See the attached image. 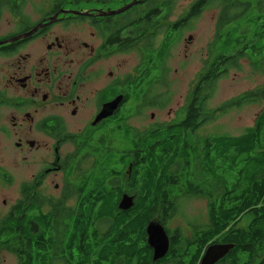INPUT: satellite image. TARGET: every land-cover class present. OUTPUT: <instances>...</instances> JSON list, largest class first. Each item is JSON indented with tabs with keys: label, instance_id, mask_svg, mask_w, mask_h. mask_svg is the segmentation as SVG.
<instances>
[{
	"label": "trees",
	"instance_id": "1",
	"mask_svg": "<svg viewBox=\"0 0 264 264\" xmlns=\"http://www.w3.org/2000/svg\"><path fill=\"white\" fill-rule=\"evenodd\" d=\"M66 2L55 1L53 12ZM214 3L220 7L210 44L215 59L199 73L183 118L142 131L119 127L115 144L86 146L83 160L87 157L92 165L79 172L69 189L76 191V206L66 212L54 208L52 213H35L30 208L5 216L0 250L19 257L18 264H52L57 256L65 264H198L208 246L231 244L219 264H264V105L254 124L237 136L200 133L226 110L264 103V89H259L216 109L208 106L216 82L240 59L264 72V12L244 13L241 0H195L185 15L167 24L172 1L163 0L134 22V34L148 31L152 38L165 21L154 57L165 61L180 32ZM228 9L235 14L226 21ZM123 194L133 197L126 211L118 209ZM190 197L209 201L206 221L193 225L188 234L169 229L179 201ZM245 215L250 220L239 227ZM154 219L169 238L167 254L155 263L145 233Z\"/></svg>",
	"mask_w": 264,
	"mask_h": 264
},
{
	"label": "flooded vegetation",
	"instance_id": "2",
	"mask_svg": "<svg viewBox=\"0 0 264 264\" xmlns=\"http://www.w3.org/2000/svg\"><path fill=\"white\" fill-rule=\"evenodd\" d=\"M109 2L103 0L102 5L107 7ZM262 2L241 0L244 13L258 15L264 12ZM133 8L120 13L109 8L106 13L51 10L38 13L36 19L13 13L18 23L12 32L0 35V153H8L24 175L17 182L19 200L2 218L30 208L35 213L66 208L85 147L115 144L118 128L136 129L130 122L145 111L151 110L152 122L144 130L174 123L154 122L166 105L164 92L157 89L164 83L165 61L155 59L158 64L150 73V61L161 44L152 51L148 31L134 34V22L148 13L133 18L128 13ZM225 12L226 21L235 14L230 9ZM73 26L79 27V36L72 34ZM134 48L142 51V59L130 72L119 74V65L112 67L110 61ZM211 49L209 65L215 59ZM53 177L60 180V186H53L58 195L46 196L48 179ZM12 184L13 175L0 167V190ZM13 256L19 263V257Z\"/></svg>",
	"mask_w": 264,
	"mask_h": 264
},
{
	"label": "rangeland",
	"instance_id": "3",
	"mask_svg": "<svg viewBox=\"0 0 264 264\" xmlns=\"http://www.w3.org/2000/svg\"><path fill=\"white\" fill-rule=\"evenodd\" d=\"M55 1H67L61 7L60 13H99L105 12L108 8L117 11L138 0H110L107 7L102 5L103 0H21L15 9L9 8L15 0H0V35L12 32L18 23L19 19L13 13H22V19H36L38 13L51 11ZM162 1L145 0L142 2L140 0L134 4V8L128 13H131L133 18H136L142 15L143 12H148L150 9L156 7ZM171 1L172 10L167 19V24H172L185 15L191 3L195 0ZM262 4L264 5V1ZM219 13L220 7L218 4L214 3L210 5L197 19L180 32L175 43L170 48L164 62L166 68L164 83L162 85L160 83L157 88L160 92H164L166 105L163 110L157 112V118H155L154 122L176 123L183 118L189 92L195 85L199 73L204 71L205 63L209 61V47L212 43L214 24ZM165 25V21L161 20L158 24L159 29L154 33L155 35L152 38H149L150 50H157L158 46L162 43L164 39L162 31ZM72 29V34L78 35L79 27L73 26ZM53 31L59 32V29L55 28ZM173 35H171V39ZM233 50L230 49L228 54H231ZM141 56L142 51L134 48L128 54H118L114 60L110 61V66L119 65V74L128 73L133 67H137L142 59ZM157 64L155 58L150 61V73L154 74L153 70ZM259 89H264V72L260 69H254L251 62L242 58L236 63L234 68L230 67L226 75H223L216 82L215 90L208 106L211 109H216L225 103L238 99L244 94L252 93ZM263 105V102L251 103L241 108L226 110L223 114L217 115L215 121L203 126L200 133L237 136L254 124ZM150 112L151 110H148L140 118L135 117L130 122L131 125L138 130H144L143 128L149 126L152 122ZM67 149H71V147ZM8 157V153H0V167L7 168L10 174L13 175V184L8 189L0 190V218L5 215L11 205H14L19 200L17 182L19 177L24 175L20 171V168L15 166L13 158ZM91 162L92 160L86 157L80 165L81 170L86 171L89 169L92 165ZM48 183L50 185L47 190L48 195L46 196H57L58 194H55L53 186L55 184L60 186V180L53 177L48 179ZM68 197L65 203L66 208L60 210L61 212L74 208L77 198L71 193ZM4 201L5 204L3 203ZM208 203L209 201L203 197L181 199L179 201V213L169 221L167 227L169 229L179 228L183 234H188L193 225L202 224L206 221ZM249 220L250 217L248 215L243 216L238 226L245 227ZM0 264H18V261L5 250H0ZM52 264L65 263L61 260L60 256H57Z\"/></svg>",
	"mask_w": 264,
	"mask_h": 264
},
{
	"label": "water",
	"instance_id": "4",
	"mask_svg": "<svg viewBox=\"0 0 264 264\" xmlns=\"http://www.w3.org/2000/svg\"><path fill=\"white\" fill-rule=\"evenodd\" d=\"M133 3L123 7L120 10L113 11L111 13H120L127 10ZM133 206V197L123 194L118 204V209L121 211L129 210ZM147 237V245L152 250V262L155 263L158 260L165 257L169 250V238L163 225L156 219L152 220L145 230ZM231 244H213L208 246L205 250L199 264H217L222 260L232 249Z\"/></svg>",
	"mask_w": 264,
	"mask_h": 264
}]
</instances>
